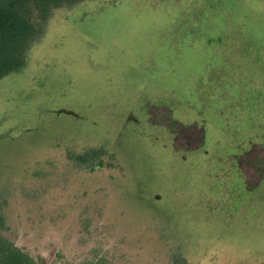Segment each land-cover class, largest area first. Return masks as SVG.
Returning a JSON list of instances; mask_svg holds the SVG:
<instances>
[{"label":"rangeland","instance_id":"374dc122","mask_svg":"<svg viewBox=\"0 0 264 264\" xmlns=\"http://www.w3.org/2000/svg\"><path fill=\"white\" fill-rule=\"evenodd\" d=\"M236 4L251 32L208 38L144 0L54 10L0 78V197L98 208L130 264H264V3Z\"/></svg>","mask_w":264,"mask_h":264},{"label":"trees","instance_id":"16d2710c","mask_svg":"<svg viewBox=\"0 0 264 264\" xmlns=\"http://www.w3.org/2000/svg\"><path fill=\"white\" fill-rule=\"evenodd\" d=\"M87 1L92 0H0V78L23 66L30 43L43 35L44 24L54 10ZM144 1L145 5L157 8L155 12L161 18L172 22L189 19L206 38L209 35L223 37L226 33L239 30L251 32L247 21L252 19L248 17L254 9L239 7L236 2L254 7L264 3V0ZM240 12L247 17L246 25L242 27L237 23ZM221 18L226 22L222 24ZM262 66L259 70L264 68ZM248 68L250 66L245 67ZM17 200L20 202L12 207L9 201ZM0 202L2 207L9 206L12 207L9 209L11 211L22 212L19 217H11L0 206V264H43L45 257L42 254L35 256L32 244L30 246L24 242L32 240L35 247L40 248L37 244L44 242L49 235L53 242L59 243L60 256L65 264H130L124 256L127 250L124 243L126 236L111 232L110 222L98 208L85 210L74 202L69 209L63 199L31 195H6L0 197ZM87 215L94 219L89 221ZM14 227L20 228L22 238L27 237L22 244L11 233ZM85 249L87 253L81 254ZM66 252L67 257L64 256ZM165 264L194 263L183 259L169 260Z\"/></svg>","mask_w":264,"mask_h":264}]
</instances>
